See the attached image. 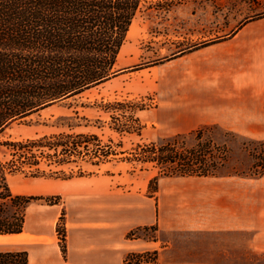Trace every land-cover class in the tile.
Segmentation results:
<instances>
[{
    "label": "crops",
    "instance_id": "crops-1",
    "mask_svg": "<svg viewBox=\"0 0 264 264\" xmlns=\"http://www.w3.org/2000/svg\"><path fill=\"white\" fill-rule=\"evenodd\" d=\"M179 2L175 18L178 11L191 17L208 11L194 0ZM222 2L229 22L222 36L174 41L197 44L144 67L150 82L143 77L142 87L158 95L159 124L172 123L179 136L216 129L230 155L250 169L239 141H264V0H238L234 8ZM147 187L120 199L106 188L99 205L68 216L66 258L56 237L34 234L29 264H124L129 254L144 252L155 253L157 264H264V176L159 178L152 197ZM151 227L153 240L128 238Z\"/></svg>",
    "mask_w": 264,
    "mask_h": 264
},
{
    "label": "rangeland",
    "instance_id": "rangeland-1",
    "mask_svg": "<svg viewBox=\"0 0 264 264\" xmlns=\"http://www.w3.org/2000/svg\"><path fill=\"white\" fill-rule=\"evenodd\" d=\"M229 2L232 8L238 6V0ZM176 3H180L179 0H142L122 45L117 66L118 70H123L121 77L81 96L55 102L28 119L13 123L0 136V159L17 165L8 177L11 191L15 195L43 198L27 208L22 235L0 237V251H27L32 236L38 233L56 237L61 254L66 258L67 217L82 214L86 207L93 209L99 205L100 200L96 197L100 193L106 197L109 192L106 188H112L120 199L126 192L140 191L147 184L145 195L152 197L150 183L161 172L152 164L136 161L138 147L176 141L179 147L189 151L198 145L199 133L203 143L214 144L207 162L208 166L215 167L213 175L250 176L251 168H245L240 157L230 155L216 129L179 136L172 123L161 125L154 116L158 95L154 88L142 87L143 77L150 82L147 72H142L144 67L161 63L172 57L177 49L197 44L174 41L216 40L229 24L227 14L222 13V0H194L195 5L204 4L203 7L208 8L207 13L199 12L195 17H191L190 11H178L175 18ZM112 105L115 106L109 107ZM77 135L89 139L96 137L97 140L78 141L74 138ZM66 136H72V139L67 141ZM29 141L68 147L63 152L62 148L57 151L33 149L32 155L21 160L24 165L20 166V159L6 143ZM80 142L77 149L72 146ZM239 146L249 154L252 164L255 159H260L262 148L257 144L241 140ZM29 163L38 165L29 167ZM155 231L153 227L135 230L128 238L153 240ZM132 255L130 260L134 263L157 264L156 254L151 252L129 254L123 263L126 264Z\"/></svg>",
    "mask_w": 264,
    "mask_h": 264
},
{
    "label": "trees",
    "instance_id": "trees-1",
    "mask_svg": "<svg viewBox=\"0 0 264 264\" xmlns=\"http://www.w3.org/2000/svg\"><path fill=\"white\" fill-rule=\"evenodd\" d=\"M141 2L0 0V136L13 123L28 119L55 102L81 96L121 75L123 70L117 69V57ZM74 138L89 139L83 135ZM197 138L198 145L189 151L179 147L176 141L138 147L135 159L154 165L161 172L159 176H213L215 167L207 162L214 144L203 143L199 133ZM66 139L70 141L72 136ZM251 142L262 150L250 176H264V141ZM53 144L29 141L6 143V146L21 161L32 155L33 149L62 148L63 152L68 147ZM80 144L72 146L77 149ZM16 169L14 162L4 163L0 159V237L20 235L27 208L43 199L15 195L11 191L8 177ZM159 176L150 183L153 193L157 191ZM132 257L127 258L126 264H137L130 260ZM0 264H29V254L26 250L0 251Z\"/></svg>",
    "mask_w": 264,
    "mask_h": 264
},
{
    "label": "bare ground",
    "instance_id": "bare-ground-1",
    "mask_svg": "<svg viewBox=\"0 0 264 264\" xmlns=\"http://www.w3.org/2000/svg\"><path fill=\"white\" fill-rule=\"evenodd\" d=\"M17 238V237H16ZM18 239V238H17Z\"/></svg>",
    "mask_w": 264,
    "mask_h": 264
}]
</instances>
